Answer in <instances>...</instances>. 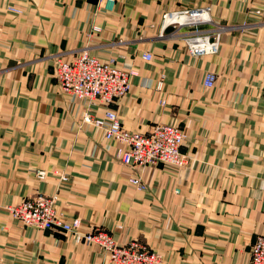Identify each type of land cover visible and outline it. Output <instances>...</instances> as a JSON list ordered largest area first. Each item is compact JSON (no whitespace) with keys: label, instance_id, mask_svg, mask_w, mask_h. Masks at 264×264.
Here are the masks:
<instances>
[{"label":"crops","instance_id":"0c3cea01","mask_svg":"<svg viewBox=\"0 0 264 264\" xmlns=\"http://www.w3.org/2000/svg\"><path fill=\"white\" fill-rule=\"evenodd\" d=\"M197 5L225 26L217 54L193 55L163 27L165 12ZM84 49L138 70L111 106L53 77L55 56ZM109 107L131 131L181 126L184 166L124 164L125 144L84 121ZM38 192L56 195L80 232L137 238L164 264H251L264 234V0H0V264H113L73 232L25 226L4 209Z\"/></svg>","mask_w":264,"mask_h":264},{"label":"built area","instance_id":"2783aa9c","mask_svg":"<svg viewBox=\"0 0 264 264\" xmlns=\"http://www.w3.org/2000/svg\"><path fill=\"white\" fill-rule=\"evenodd\" d=\"M105 1L107 3L110 0H100L99 4ZM198 10L202 9L175 10L166 13L164 18L175 12H185L191 17ZM173 26L178 29L183 27L180 23H173ZM163 27L167 29L164 23ZM184 27L191 29L190 33L182 35L185 42L201 40L211 45L220 43L225 31L222 26H212L211 22L208 25L196 20L190 21ZM188 52L193 54L192 48H188ZM197 53L202 52L197 51ZM143 57L150 60L153 56L146 52ZM137 74L138 70L134 68L124 69L111 62H103L86 49L81 50L71 59H65L61 54L54 58V78L60 90L91 102L99 101L107 106H111L115 100L129 92L131 78ZM216 77L214 72H208L205 76V86L212 87L216 82ZM84 121L103 129L107 139H115L125 144L126 147L120 149L118 154L120 160L126 165L137 167L149 164L184 166L182 159L186 154L182 151V146L185 134L179 125L159 123L147 133L131 132L123 127L116 112L110 107L103 117H93L89 111H86ZM170 133L173 136L172 140L169 138ZM169 155H172V161L167 159ZM131 181L138 188H146L140 178L134 177ZM55 197L57 196L38 192L4 209L12 218L18 219L25 226H28V223L17 214V211L23 210L30 215L39 216L37 222L31 221L32 226L36 228L73 232L75 237L79 233L76 237L77 241L100 246L113 264H163L165 262L162 253L153 250L142 240L131 239L121 244L113 241L115 238L111 232L100 227L79 232L81 219L76 217L71 221H65L55 210ZM45 212L50 214V217L46 218ZM259 260L261 264H264V236L258 235L251 246V264H258Z\"/></svg>","mask_w":264,"mask_h":264},{"label":"bare ground","instance_id":"6f19581e","mask_svg":"<svg viewBox=\"0 0 264 264\" xmlns=\"http://www.w3.org/2000/svg\"><path fill=\"white\" fill-rule=\"evenodd\" d=\"M201 9L202 10H198L195 14L191 15V17L189 16L188 13H185V12L170 13L165 18V26H167V28H169V27L173 26V23H180L183 26L182 28H188V27H184V26L186 24H188L190 21H193V20H196L198 22H202V23H205V24H208V25H209L210 22L212 24H214L213 20L211 19V16H210V13L208 11V8L203 7ZM184 10H189V9H183V11ZM182 28H180V29H182ZM186 44H187L188 48H192L193 55H199V54H204V55H206V54H216L220 50L221 40H220V43H216L215 45H211V44H209V42H207V41H201V40H195L193 42H186ZM197 51H201L202 53H197ZM216 79H217V77H216ZM120 122H121V120H120ZM170 125L176 126V124H170ZM128 131H131V130H128ZM131 132L143 133V132H140V131H131ZM183 132H184V130H183ZM184 134H185V132H184ZM169 138H170V140H172V138H173V136H172L171 133H170ZM185 138H186V134H185ZM185 138H184V141H185ZM184 141H183V144H184ZM170 147H172V145H170ZM167 159L172 161L173 160L172 155H169L167 157ZM182 160H183V164H184L185 163V156L183 157ZM40 193H43V192H40ZM44 194H46V193H44ZM48 195H50V194H48ZM55 199L57 200V197H55ZM55 204H56V201H55ZM11 205H13V204H9L8 207L11 206ZM44 208L46 209L47 206L45 205ZM55 210L57 211L56 207H55ZM57 213H58V211H57ZM17 214H19L28 223V226H32V222L31 221L37 222V220L39 219V216H37V215H30V214H28L27 211L26 212H23V210L17 211ZM45 217L46 218L50 217V214H47V212H45ZM16 220H18V219H16ZM78 231H79V229H78ZM78 234L79 233L76 234V237H78ZM259 236H264V234H259ZM113 241L119 242L117 239H115ZM119 243H121V242H119ZM121 244H123V243H121ZM258 264H261V261L260 260L258 261Z\"/></svg>","mask_w":264,"mask_h":264},{"label":"rangeland","instance_id":"374dc122","mask_svg":"<svg viewBox=\"0 0 264 264\" xmlns=\"http://www.w3.org/2000/svg\"><path fill=\"white\" fill-rule=\"evenodd\" d=\"M99 2H100V0H99ZM203 7H206V8H208L209 6H202V5H197V6H194V7H192V8H203ZM11 9H14V10H16L17 11V9L16 8H12L11 7ZM181 9H190V8H183V7H181V8H179V9H175L176 11L177 10H181ZM175 10H172V11H175ZM209 13H210V16H211V10H210V7H209ZM168 12H171V11H168ZM168 12H165L164 14H163V16H162V24L164 23V21H165V18H164V16L166 15V13H168ZM211 19L213 20V17L211 16ZM213 22H214V24H212V26H215V24H217L214 20H213ZM218 25V24H217ZM177 26V25H176ZM222 26V25H221ZM223 28H225V26H222ZM169 28H172V32H170L171 34H173L172 36H178V35H180L181 36V42H183V44L188 48V46H187V44H186V42L182 39L183 38V34H186V33H190L191 32V29H186V28H182V29H178L177 27H174V26H171V27H169ZM167 30H170V29H166V31ZM225 32V31H224ZM224 32H223V34H224ZM223 34H222V38H223ZM222 40V39H221ZM221 46V45H220ZM217 54V53H216ZM52 68H53V77H54V62H52ZM55 79V78H54ZM56 80V79H55ZM57 83V82H56ZM181 127V126H180ZM182 128V127H181ZM183 129V128H182ZM149 165H151V164H149ZM8 206V205H7ZM59 213V212H58ZM23 224V223H22ZM24 225V224H23ZM36 228V227H35ZM100 228H102V227H100ZM103 229H105V228H103ZM105 230H107V229H105ZM107 231H109V230H107ZM110 232V231H109ZM133 239H137V238H133ZM129 241V240H128ZM144 242V241H143ZM146 243V242H145ZM100 247V246H99ZM101 248V247H100ZM102 249V248H101ZM153 249V248H152ZM154 250V249H153ZM165 257V256H164ZM165 260H166V258H165Z\"/></svg>","mask_w":264,"mask_h":264}]
</instances>
